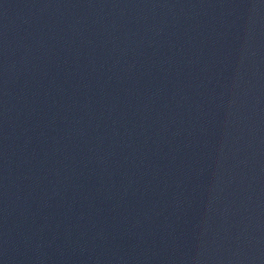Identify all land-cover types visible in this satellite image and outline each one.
I'll use <instances>...</instances> for the list:
<instances>
[{"label":"water","instance_id":"water-1","mask_svg":"<svg viewBox=\"0 0 264 264\" xmlns=\"http://www.w3.org/2000/svg\"><path fill=\"white\" fill-rule=\"evenodd\" d=\"M0 264H264V0H0Z\"/></svg>","mask_w":264,"mask_h":264}]
</instances>
